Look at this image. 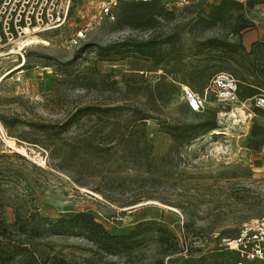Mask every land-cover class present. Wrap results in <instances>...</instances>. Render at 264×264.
Wrapping results in <instances>:
<instances>
[{
    "label": "rangeland",
    "instance_id": "1",
    "mask_svg": "<svg viewBox=\"0 0 264 264\" xmlns=\"http://www.w3.org/2000/svg\"><path fill=\"white\" fill-rule=\"evenodd\" d=\"M220 1L162 0L170 14L132 26L118 22L119 8L99 23L92 0H72L62 27L0 44V73L11 71L0 80V210L7 222L36 208L50 219L89 211L117 234L147 220L168 228L152 227L138 245L113 254L78 234L42 237L41 251L79 264H235L239 256L227 241L264 219V32L242 47L246 31L232 32L242 9L234 6L223 22L207 20ZM252 1L264 9V0ZM80 29L84 37L74 45ZM30 36L47 44L23 46L24 61L20 43ZM150 37H175L177 48L160 62L133 49L106 56L99 48ZM213 38L239 47L224 58L216 48L198 55ZM221 72L238 79L243 96L251 87L259 93L220 103L210 82ZM185 88L206 97L204 109H192ZM85 106L103 111L61 132ZM214 118L216 129L179 142L166 131ZM171 233L178 242L172 253Z\"/></svg>",
    "mask_w": 264,
    "mask_h": 264
},
{
    "label": "trees",
    "instance_id": "2",
    "mask_svg": "<svg viewBox=\"0 0 264 264\" xmlns=\"http://www.w3.org/2000/svg\"><path fill=\"white\" fill-rule=\"evenodd\" d=\"M161 1L162 0H134L121 2L116 7L121 10L118 22L120 21L124 25L132 26H139L137 22L148 25L155 21L157 17L162 15L166 16V14L171 13L172 9H168L165 3L162 5ZM254 3L255 2L252 0L247 3L237 0H221L214 6L207 20L212 24L223 22L225 21L226 14L231 11L234 6H238L243 10V13L239 15L241 20L232 32L234 34H240L246 31L247 33L255 28L256 25L250 18L245 16L244 10L245 8L254 7ZM243 39L242 37L240 45L245 47L246 45L243 43ZM255 42L256 41L249 46L252 47ZM166 45L169 47H166ZM201 46L197 50L198 55L207 49L216 48V54H218L220 58H224V56L232 53L234 49L239 47L233 41L217 38L209 39L203 42ZM99 48L106 56L112 51L122 53L133 49L141 56L152 58L156 60V62H160L169 54L167 53L168 50H175L177 47L175 37H165L163 39L150 37L141 40L127 39L122 41L119 45L100 46ZM257 93H259L258 89L251 87L249 92L243 96L241 94V87L239 86L241 100L251 99ZM99 111H103V109L96 106L79 108L72 118L67 119L62 124L61 132L71 127L81 116L94 114ZM147 118V116L142 117L143 120ZM49 126L50 125L46 124L40 125L41 128ZM217 126L218 121L214 118L197 124L170 125L166 128V131L175 142H179L187 133L189 136L194 133L200 135L216 129ZM152 227L159 233L168 231L166 225L155 220H147L138 223L129 233L117 234L109 231L105 225L89 211L67 212L57 218L50 219L43 216L36 208L35 211H29L27 213L16 211L14 221L10 223L3 217L2 211L0 210V264H79L76 261L67 259L61 253L41 251V249L38 248V240L47 235L78 234L92 242L102 252L113 254L120 250H130L138 245L140 238L147 233V230H151ZM171 246H173L171 253L178 249V242L174 234Z\"/></svg>",
    "mask_w": 264,
    "mask_h": 264
},
{
    "label": "built area",
    "instance_id": "3",
    "mask_svg": "<svg viewBox=\"0 0 264 264\" xmlns=\"http://www.w3.org/2000/svg\"><path fill=\"white\" fill-rule=\"evenodd\" d=\"M72 0H0V44H10L16 38L25 39L28 35H36L48 30L62 27L68 17ZM134 0H92L96 9L94 18L99 23L103 19H114L115 9L121 2ZM150 1V0H141ZM254 16L256 7L249 8ZM84 37V30H78L71 39L74 45ZM24 49V48H23ZM20 56L25 61V56ZM11 71L0 73V80ZM210 89L222 104H238L242 100L239 95L238 80L231 74L221 72L216 74ZM190 106L195 111L204 109L206 97L198 94H188ZM255 99V97L251 98ZM257 99V97H256ZM247 101V100H245ZM244 104V103H243ZM258 104L264 103L258 100ZM226 247L238 254L235 264H264V219H256L245 223L237 236L227 241Z\"/></svg>",
    "mask_w": 264,
    "mask_h": 264
},
{
    "label": "crops",
    "instance_id": "4",
    "mask_svg": "<svg viewBox=\"0 0 264 264\" xmlns=\"http://www.w3.org/2000/svg\"><path fill=\"white\" fill-rule=\"evenodd\" d=\"M251 14V13H250ZM252 15V14H251ZM253 16V15H252ZM254 18L252 19L254 23L256 24V28L251 29L246 33L244 36V39L247 36H255L254 41H256L258 38H260V35L264 32V9H257L255 15L253 16ZM252 18V17H251ZM258 32V33H257ZM264 34V33H263Z\"/></svg>",
    "mask_w": 264,
    "mask_h": 264
},
{
    "label": "bare ground",
    "instance_id": "5",
    "mask_svg": "<svg viewBox=\"0 0 264 264\" xmlns=\"http://www.w3.org/2000/svg\"><path fill=\"white\" fill-rule=\"evenodd\" d=\"M19 42H20V41H19ZM34 43H36V44H37V43L47 44L46 41H44V40H39L37 36H33V37L30 36V38H28V39H26V40H24V41H22V42L20 43V45H21L20 47H21V49H22L23 46H29V45H32V44H34ZM19 67H22V64L19 65L17 68H19ZM184 94H186V95L189 94L187 88H185Z\"/></svg>",
    "mask_w": 264,
    "mask_h": 264
}]
</instances>
